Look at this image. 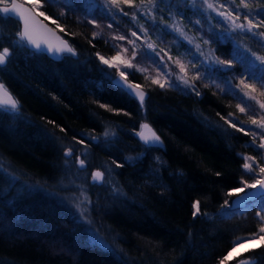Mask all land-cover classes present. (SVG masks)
Masks as SVG:
<instances>
[{
	"label": "trees",
	"instance_id": "1",
	"mask_svg": "<svg viewBox=\"0 0 264 264\" xmlns=\"http://www.w3.org/2000/svg\"><path fill=\"white\" fill-rule=\"evenodd\" d=\"M139 3L132 0L131 5L121 3L114 8L106 0H72V9H64L66 15L60 17L63 5L45 2L40 11L57 20L63 32L47 21L76 51L75 56L64 53L58 59L17 47L13 41L19 25L14 19H0V50L8 47L11 51L0 69V81L19 100L22 113L18 117L0 113V264H220L233 247L231 241L256 230L255 208L230 218H221L218 210L230 199V189L241 185V177L253 179L243 174L244 161L238 154L263 159L260 151L250 146L252 133L257 131L250 117L255 114L259 119L264 113L254 102L246 106L231 93L205 87L215 80L226 88L225 72L209 73L200 66L201 59H193L191 45L172 30L164 38V28L163 40L156 41L155 49L165 50L172 72L179 70L173 63L179 58L188 62L191 79V60L205 78L195 81L200 96L173 75L167 77L172 87L153 84L152 78L165 81L159 73L166 69L160 67L158 73L160 57L140 37V25L151 33L161 25L160 17L167 16V8L174 9L187 29L208 40L221 59L232 58L236 48L233 34L215 26L220 19L215 13L209 21L208 11L197 3L193 7L187 0H158L155 24L144 14L146 9L134 7ZM92 19L96 25L88 23ZM198 19L199 25L195 23ZM132 31L140 37L135 58L127 40L112 39L119 35L136 39ZM93 32L100 35L93 38ZM120 46L128 48L124 53L134 65L127 70L128 79L146 91L143 109L110 88L102 89L103 95L97 91L103 72L117 73L119 69L103 65L96 53L109 59L122 51ZM257 52L264 55V48ZM233 67L240 76L243 65L234 62ZM237 82L238 77L231 80L233 85ZM255 95L264 101L259 91ZM237 104L247 107L246 113H241ZM227 119L237 123V128L230 127ZM142 120L160 134L163 148L148 151L136 138ZM240 127L245 131H238ZM105 131L115 135L106 137ZM92 136L98 140L91 141ZM80 140L84 143L79 144ZM260 142L257 136L255 144ZM69 146L75 154L87 152L86 170L78 171L79 165L72 162L65 166L64 151ZM138 154V160H126ZM113 161L123 167H116ZM94 169L104 172L105 179L110 176L112 185L93 184L88 178ZM81 172L92 201L89 215L94 232L59 198L70 191ZM113 185L121 195H113ZM196 200L201 214L194 218ZM246 256H264V248ZM233 258L224 264H234Z\"/></svg>",
	"mask_w": 264,
	"mask_h": 264
},
{
	"label": "snow or ice",
	"instance_id": "2",
	"mask_svg": "<svg viewBox=\"0 0 264 264\" xmlns=\"http://www.w3.org/2000/svg\"><path fill=\"white\" fill-rule=\"evenodd\" d=\"M45 2L50 6L62 4L63 8L59 13L60 17H64L66 15L64 9L70 10L73 7L72 0H0V19H14L19 25V30L15 34L16 40L13 41L17 47H29L36 53L46 52L53 58H59L64 53L75 56L76 51L68 43V41L57 35L55 30L49 28L44 22L45 20H51V22L55 24L61 32L64 31V29L60 27L57 20L52 19L51 16H47L44 11H40V9L45 6ZM187 2L195 7L196 0H187ZM106 3L114 8H118L121 3L131 5L132 0H106ZM134 7L146 9L144 14L150 16L153 23H156L155 9L158 8V0H140V3L138 5H134ZM201 8L209 10L207 16L209 21L214 19L211 13H215L216 17L220 18L215 26L222 28L225 33L235 34L237 36H250L253 42L264 48V2H262V0H239V3H237L236 0H215V2H213V0H201ZM120 11H123V9L121 8ZM125 15H127V13H125ZM169 15H171V13H169ZM40 17H43L44 19L42 20ZM132 17L133 19L137 18L135 12L132 13ZM88 23L96 25V20L92 19L88 21ZM160 23L165 25V30L170 29L178 33L184 38L185 41H187L189 45L194 46L195 53H193V59H200V57H203V59L200 60V66L207 68L209 73H224L228 71L235 72L233 67L234 62H240L243 65V72L238 77V84L233 85L231 83V79H228L226 81V88L221 87V85L216 83L215 80L210 81L204 86H214L216 89L224 92L225 94L231 93L236 98L241 99V101L246 106L254 102L258 106L259 112L264 113V101H261L255 95V93L259 91L260 96H264V55H258L257 52L253 51V49L249 47L247 43H244L243 41H237L236 48L232 53V58L221 59L215 55L214 49H209L208 53L205 54L201 45L196 43L192 37L187 35L179 22L169 25L166 21H164L163 16H161ZM195 23L199 25L201 22L198 19L195 21ZM109 27H111V24H109ZM211 28L212 25L210 24V31ZM140 30L146 37L148 29L143 25H140ZM99 35L100 33L97 32L92 33L93 38ZM131 36L136 39H128L124 35L113 36L112 39L118 41L127 40V43L133 47L132 57L135 58V49L137 46L136 40L140 39V37L137 35L136 31H132ZM49 37L55 38L58 43H53L52 39ZM105 43H107V41H105ZM203 43L207 45L209 44V41L204 40ZM120 47L122 48L123 52L126 53L128 51V48H124L122 46ZM147 48L151 49L152 53L160 57L157 66L158 73L160 67H163L167 70L164 73H159L160 75L165 76V81L161 82L158 78H152L153 84H157L161 88L166 86L172 87V82L169 81L167 77L170 75H175L178 81L191 88V90L195 92L197 96L201 95V93L195 87V81L204 79L205 74L200 71L197 64L192 63L191 60L189 61L191 70L193 72L191 79H189V68L179 58L173 61V63H175L179 68V73H173L165 61V55H167V53L164 49H160L159 52H156L153 43H148ZM189 51H191V49H189ZM160 53H164V55H161ZM196 53L199 55L197 56ZM10 56L11 51L8 47H4L2 50H0V69H2L3 66L7 64ZM96 56L103 65H107L109 68L118 67L119 64H123L125 66V70L119 71L118 76L115 73L104 71L102 74V82L96 85L97 91L103 95L104 93L102 89L105 87L110 88L119 95L136 102L138 106L143 109L145 106L146 93L141 89L140 85L134 84L128 79L129 73L127 70L134 68V65L128 60L121 59V52L119 50L117 51L116 56H113L111 60L106 59L99 53H96ZM167 58L168 60L172 59L171 56H168ZM137 70L141 72L146 71L145 69L140 68H137ZM235 78L237 77H233L232 79ZM247 80L254 81V83H248L246 82ZM100 107L106 109L109 108V106L106 104H101ZM237 108L241 113H246L248 110L247 107H242L240 104H237ZM20 109L21 105L19 100L16 99L9 91L8 87L2 81H0V113L18 117L22 115ZM109 110L119 111L117 109ZM231 116L232 114L230 113L229 117ZM250 120L251 124L254 125L257 130L253 131L252 133V141L250 142V146H252L254 150L260 151L261 158H264V151H261L264 150V135H261V132H264V115H260V118L257 119L256 115L254 114L252 117H250ZM226 123H228L230 127L234 129L237 128V123H233L232 119H227ZM140 128L141 131L136 132L135 135L138 137L139 141L146 150L150 151L152 149L163 148L164 142L161 139V136L158 135L149 124L143 123L140 125ZM61 131H63V129H61ZM238 131L244 132L245 129L244 127H240L238 128ZM104 135L107 137L109 135L114 136L115 134L105 131ZM257 136H259L261 141L258 145L255 144ZM90 140L96 142L98 138L96 136H92L90 137ZM78 143L83 144L84 140H80ZM80 155H84L85 158L81 159ZM238 155H240L244 161V163L241 165L243 174L250 175L253 177V179L251 182H249L248 180H245L243 177H241V180L239 181L241 186L232 188L227 193V195L230 197L237 196L239 198L232 202L229 200H224L223 204L220 205L218 215L221 218H230L231 215H234L237 212L240 215H244L251 208L256 209L255 219L258 221L256 230L252 231L246 236L237 237L231 241V243L233 248L239 246L241 243H246L253 240H259L260 244L255 249H246L244 253H239L238 257H234L233 259L237 260V264H264V256H246L248 252H256L259 248H264V164L259 163L256 156L245 155L242 153ZM64 157V164L66 167L70 164V162L79 165V168L77 169L78 171H84L88 167V164H86V151L80 154H75L73 148L69 146L64 151ZM139 158L140 156L138 154L137 157H128L126 160L131 162L133 159L138 160ZM156 159L159 160L160 158L157 157ZM113 163L116 164L115 161H113ZM116 167H123V165L116 164ZM0 171H2V169H0ZM179 175H182V173ZM216 175L219 176L220 173H216ZM91 178L93 184L105 183L104 172L99 170L91 173ZM13 179L15 180L16 177L13 176ZM246 189H255L257 191L240 197V194L245 193ZM112 193L115 196L121 195L120 189L115 185L112 187ZM257 196H259V199H256ZM80 197H82V199L74 201V204L75 207L80 210L81 216H84L85 210L82 206L91 205L92 201L82 188L80 189ZM248 201L253 202L246 203ZM192 207L194 209L192 215L195 218L201 214L200 201H194ZM203 215L206 216L207 213H203ZM230 252L231 249L229 253L225 254V256L220 260V264H224V262L229 259Z\"/></svg>",
	"mask_w": 264,
	"mask_h": 264
},
{
	"label": "rangeland",
	"instance_id": "3",
	"mask_svg": "<svg viewBox=\"0 0 264 264\" xmlns=\"http://www.w3.org/2000/svg\"><path fill=\"white\" fill-rule=\"evenodd\" d=\"M179 1H181V0H179ZM213 2H215V0H213ZM196 3L201 6V0H196ZM203 9H205V8H203ZM205 10H207V9H205ZM167 11H168L167 12V16H163L164 21H166L167 24H169V25L172 24V23H175V22H179L181 24V27L187 33V35L190 36V37H192L196 41V43H199L201 45L202 49L204 50L205 54H207L208 51H209V49H211L210 48L211 47L210 44L205 45L203 43V41L205 39H202L201 37H199V35H196V34L192 33L191 31H189L187 29V27L179 20V18L177 17L174 9H171L170 10L169 8H167ZM207 11H209V10H207ZM169 13H171V15H169ZM144 27H146V26H144ZM162 28H164V30H165V25L162 24V23H161V25L158 24V27L157 28H154L151 33L149 31L147 32V36L146 37H145L144 33L140 31V37L145 40L146 44L153 43L154 46H155V44H157L158 41L163 40V37L161 36ZM165 31H166V33L164 34L165 35L164 38H167L168 37V32L167 31H170V29L165 30ZM176 34L178 36H180L178 33H176ZM181 38H183V37H181ZM233 40H234V42L243 41L244 43H247L248 46L253 49V51L256 50L255 52H257V50H261V48H262L259 44L253 42V40L251 39L250 36H237V35L233 34ZM156 41H157V43H156ZM191 47H192V50H194V52H195L194 46H191ZM120 52H121V59L128 60L129 61V58L125 55V53L123 51H120ZM116 54L117 53H115L112 56H110L109 60H111V58L113 56H116ZM257 54H258V52H257ZM196 55H199V54L196 53ZM200 59L202 60L203 57H200ZM185 63H188V62H185ZM188 66H190V64H188ZM124 67L125 66L123 64H119V66L117 68L119 69V71H123L124 70ZM234 69H235V72L228 71V72H225L224 73L226 79L228 78V79L233 80L232 79L233 77H239V76H237V73H236L237 68H234ZM117 73H119V72H117ZM173 73H179V70H177V71H175ZM173 76L176 78L175 75H173ZM188 78H189V76H188ZM214 78L217 79V80H220L221 79V78H217L216 76ZM238 83H239V79H238V82L235 83V84H238ZM259 163L264 164V158L261 161H259ZM95 170H98V169H94V170H91L90 171L89 178L88 179L91 178V173L93 171H95ZM77 175H78L79 178L77 180H75L73 182V184L71 185V188L73 187V189L70 188V191H68L67 193L62 194V195H59V198H60L61 201H63L69 207V209L72 211V213L74 214V216L77 219L86 222V224L88 226L92 227L91 218H90V215H89V208H90V206L89 205L82 206L84 208V210H85V215L84 216H81L80 210H78L75 207V204H74V201H76L78 199H82V197H80V189L82 188L85 191V184H84L85 183V180H84L85 173L84 172H81V173H78ZM109 177L110 176H108L107 179H105V183L104 184H106V185L107 184L112 185V180H110ZM249 182H251V181H249ZM240 186H237V187H240ZM234 188H236V187H234ZM92 229H93V232H94L95 230H94L93 227H92ZM258 244H260V241L259 240H253V241H248L246 243H241L239 246H237L235 248L232 247L231 248L230 255H229V258H232V257H235V256L238 257V254L241 253L243 250H245V249H247L249 247L256 246ZM229 251H228V253H229ZM235 261H237V260L235 259Z\"/></svg>",
	"mask_w": 264,
	"mask_h": 264
},
{
	"label": "water",
	"instance_id": "4",
	"mask_svg": "<svg viewBox=\"0 0 264 264\" xmlns=\"http://www.w3.org/2000/svg\"><path fill=\"white\" fill-rule=\"evenodd\" d=\"M40 19H44L43 17H40ZM47 25H48V27L49 28H52L53 30H55V32L57 33V35H59L60 37H62L64 40H66L67 41V39L66 38H64L61 34H60V32L57 30V28H55V26H53L51 23H49L47 20H45L44 21ZM50 39H52V42L53 43H58V41H56L55 40V38H52V37H49ZM69 43V42H68ZM44 53H46V52H44ZM49 57H51L52 59H58V58H53L51 55H49L48 53H46ZM117 76L119 75V73H115ZM129 81L130 82H132V83H134V84H136L135 82H133L132 80H130L129 79ZM145 93H146V91L143 89V88H141ZM13 95V94H12ZM143 123H147V124H149L150 126H151V128L152 129H154L155 130V128L148 122V121H146V120H142L141 122H140V124H139V128L137 129V131H135V133L136 132H139V131H141V128H140V125L141 124H143ZM156 131V130H155ZM145 132H146V130H145ZM157 132V131H156ZM134 133V134H135ZM157 134L158 135H160L158 132H157ZM136 136V135H135ZM136 138L138 139V137L136 136ZM162 139V138H161ZM139 140V139H138ZM95 171H97V170H95ZM95 171H93V172H95ZM100 171V170H99ZM92 172V173H93ZM91 180H92V178H91ZM257 190H255V189H246L245 190V193H241L240 194V197H243V196H245L246 194H251V193H253V192H256ZM239 197H237V196H231L230 197V199H229V201L230 202H232V201H235V200H237ZM234 264H237V261H235L234 262Z\"/></svg>",
	"mask_w": 264,
	"mask_h": 264
}]
</instances>
